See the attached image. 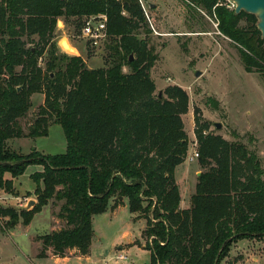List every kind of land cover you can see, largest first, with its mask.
Instances as JSON below:
<instances>
[{
    "label": "trees",
    "instance_id": "1",
    "mask_svg": "<svg viewBox=\"0 0 264 264\" xmlns=\"http://www.w3.org/2000/svg\"><path fill=\"white\" fill-rule=\"evenodd\" d=\"M186 1L215 19L245 71L264 76V37L255 15L236 14L219 0ZM95 14L106 16L109 41L106 66L90 68L80 56L60 53L54 37L58 18L77 25ZM142 32L150 29L139 0H0V190L13 193V179L27 165L42 166L31 174L35 207L18 212L0 207V216H20L26 225L50 200L61 201L57 216L63 226L38 237L37 257L48 250L57 257L71 251L87 256L92 217L112 197L117 200L111 209L119 206V196L127 198L134 217L139 213L146 221L143 248L150 264H221L232 242L264 241V170L258 156L209 130L211 123L197 108L193 132L201 171L189 207H179L174 173L189 151L181 118L188 95L177 86L167 87L166 96L155 93L150 69L156 55L139 37ZM34 93L43 102L25 129L20 119ZM52 123L63 130V153L21 154L9 147L13 138L47 135Z\"/></svg>",
    "mask_w": 264,
    "mask_h": 264
},
{
    "label": "rangeland",
    "instance_id": "2",
    "mask_svg": "<svg viewBox=\"0 0 264 264\" xmlns=\"http://www.w3.org/2000/svg\"><path fill=\"white\" fill-rule=\"evenodd\" d=\"M139 1L150 29L139 37L147 39L156 55L150 69L155 93L161 91L166 96L167 87L177 86L188 95L187 112L181 115L189 140L185 164L193 162L200 170L196 157L188 159L197 148L193 132V111L197 108L202 120L211 123L209 130L229 141L244 143L256 153L264 170V76L258 71H245L234 44L220 33L215 19L201 7L186 0ZM218 4L234 9L231 0H219ZM86 19L87 16H83L75 25L76 22L58 18L54 37L57 50L69 56H80L90 68L104 67L109 35L107 33L97 45H92L81 35ZM244 23L242 20L241 24ZM195 70L200 74L196 76ZM123 71L127 72L128 67L124 66ZM42 102L41 93L31 95V107L20 119L25 129ZM215 122L220 123L219 129ZM28 139H10L8 145L21 154L33 149L40 154L65 151V136L57 123L49 125L47 135ZM177 169L181 174L180 168ZM40 170V164L27 165L15 178L13 193L0 191V207L16 212L35 207L37 197L31 174ZM6 175L9 177V173ZM262 177L264 179V173ZM30 200H34V204L28 206ZM116 200L112 197L106 210L92 217L89 256H72L70 252L66 258L37 257L41 247L38 237L63 226V220L57 216L61 201L50 200L26 225L22 224L20 216L15 219L0 216V264H150L149 251L143 248L146 240L142 234L146 225L144 217L139 213L134 217L125 197L119 196L122 203L111 209ZM221 264H264L263 239L232 242Z\"/></svg>",
    "mask_w": 264,
    "mask_h": 264
},
{
    "label": "crops",
    "instance_id": "3",
    "mask_svg": "<svg viewBox=\"0 0 264 264\" xmlns=\"http://www.w3.org/2000/svg\"><path fill=\"white\" fill-rule=\"evenodd\" d=\"M13 139L27 140L28 138L22 137V138H13ZM29 141H30V139H28V142ZM177 168H180L181 174L177 173L178 172ZM199 172H200L199 168L193 162H189V161L186 164L184 161L182 164H180L179 166L176 167L174 175H175V181L178 185L179 194H180V203H179L180 208L189 207L190 196L195 190V184H196L197 176H198ZM14 181H15V178L13 179V185L15 187ZM188 182H190V184H188ZM0 191H3V190H0ZM71 252H73V251H71ZM71 254H73V253H71ZM72 256H74V254ZM76 256H78V255H76ZM87 256H89V254ZM46 257L66 258V257H69V254L64 256V257H57V256L52 255L50 253V251L48 250Z\"/></svg>",
    "mask_w": 264,
    "mask_h": 264
},
{
    "label": "water",
    "instance_id": "4",
    "mask_svg": "<svg viewBox=\"0 0 264 264\" xmlns=\"http://www.w3.org/2000/svg\"><path fill=\"white\" fill-rule=\"evenodd\" d=\"M234 3V13H239L240 11H245L247 13L253 14L257 18V29L260 31L261 36L264 37V0H231ZM133 57L130 54L129 60H132ZM200 71L195 70V75H199ZM19 88V87H18ZM158 96H162V92L159 91ZM215 127L219 129L221 127L220 123L215 122ZM200 172L198 173V175ZM121 197V196H120ZM34 204V200L28 202V206ZM205 249V246H204Z\"/></svg>",
    "mask_w": 264,
    "mask_h": 264
},
{
    "label": "built area",
    "instance_id": "5",
    "mask_svg": "<svg viewBox=\"0 0 264 264\" xmlns=\"http://www.w3.org/2000/svg\"><path fill=\"white\" fill-rule=\"evenodd\" d=\"M81 35L87 39L92 45H97L101 39L106 37V16L104 14H95L87 16L81 27ZM198 152L193 150L192 156L188 155V159L197 158Z\"/></svg>",
    "mask_w": 264,
    "mask_h": 264
}]
</instances>
